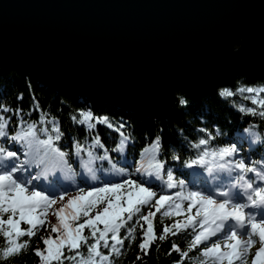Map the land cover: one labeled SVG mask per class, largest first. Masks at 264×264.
<instances>
[{"label":"snow or ice","instance_id":"1","mask_svg":"<svg viewBox=\"0 0 264 264\" xmlns=\"http://www.w3.org/2000/svg\"><path fill=\"white\" fill-rule=\"evenodd\" d=\"M244 93L250 94L244 96L245 100L262 110L243 105L237 110L264 119V85L239 87L235 91L223 87L218 96L227 100ZM187 103L180 98L181 106ZM12 112L10 107L0 104V237L5 242L0 243V261L27 254L33 238L47 225L48 235L40 236L43 249H32L39 264H65V261L69 264H114L110 257L121 255V248L129 236L136 239L133 233L139 226L143 235L138 248L143 256L149 254L155 241L164 242L169 236L186 233V237L190 236L187 250H181L173 242L167 253L180 254L181 258L175 264H184L185 260H190L191 264H249V257L250 264H264V160L246 161L240 157L236 143L210 146L220 133L213 135L205 128L199 129L205 135L189 145L195 150V158L183 165L187 169L204 168L213 180L219 179L221 174L227 176V183L221 180L211 190H190L184 179L175 177L173 170L166 168V162L159 158L162 136H155L140 153L143 160L137 161L135 174L154 178L169 190L179 189L170 195L158 194L148 181L132 179L133 173L117 168L99 135L88 145L73 140L70 153L57 144L65 133L56 118H48L47 113H42L38 121L28 123L21 119L16 125L18 130L12 133L9 131L11 116L6 115ZM14 114L22 115L20 109ZM78 116L79 119L77 115L71 116L72 122L85 126L86 131L104 125L119 133L121 139L113 151L124 150L129 137L121 131L123 124L114 126L108 117H94L90 111H80ZM22 124L25 126L21 127ZM37 124L51 127H38ZM244 131L254 138V142L264 144V134L253 131L252 127ZM8 145L19 147L12 150ZM97 148L105 149L104 154L96 156L94 149ZM81 153L87 155V162L83 161ZM70 155L80 158L81 167L92 181L99 179L90 167L94 159L107 160L111 170L121 179L87 189L78 188L77 194L71 197L67 190L57 194L55 182L48 189H40L35 184L42 177L47 179L51 172L70 170ZM172 159L179 161L180 156L174 154ZM33 168L39 169L35 175L31 171ZM124 176L129 178L123 179ZM145 208L148 209L146 214ZM158 213L161 222L165 217L182 219L164 224L157 236L153 221ZM49 214L55 216V224H47ZM134 218L136 222L127 229L128 236L121 238V229ZM140 221L147 224L146 229ZM85 229L88 235H85ZM24 237L27 239H22ZM109 239L113 242L111 245ZM90 240L94 242L90 243ZM82 247H86V254L81 251ZM102 247L108 250L107 254L101 251ZM196 250L198 259L191 258L189 253ZM141 259L138 255L137 260Z\"/></svg>","mask_w":264,"mask_h":264},{"label":"water","instance_id":"2","mask_svg":"<svg viewBox=\"0 0 264 264\" xmlns=\"http://www.w3.org/2000/svg\"><path fill=\"white\" fill-rule=\"evenodd\" d=\"M0 67L167 117L264 74V0H0Z\"/></svg>","mask_w":264,"mask_h":264},{"label":"trees","instance_id":"3","mask_svg":"<svg viewBox=\"0 0 264 264\" xmlns=\"http://www.w3.org/2000/svg\"><path fill=\"white\" fill-rule=\"evenodd\" d=\"M262 85H264V74H252L236 78L233 86L229 88L235 91L239 87H258ZM221 88L223 87H220L219 90ZM219 90L213 95H205L197 99H191L185 92L176 90V100L169 116L162 117V115H157L151 118L146 116L145 113L118 108L89 97L75 96L66 91L52 90L40 84L30 72L26 75H19L14 70L0 67V104L13 109L12 113L6 114L11 116L10 132L14 133L18 130L16 125L21 119L31 123L38 121L42 113H47L48 118L54 117L59 121L61 130L65 133L62 140L57 142L62 150L71 153L73 140L88 145L96 135H99L112 163L117 168H125L128 172L133 173L132 179L148 181L158 194L170 195L179 189L169 190L154 178L149 179L146 175L135 174V168L138 166L137 161L143 160L140 153L157 135L162 136V152L159 158L166 162V168L173 170L175 177L185 180L190 190H208L210 186L220 184L222 178L226 176L221 174L219 179L213 180L207 172L205 173L204 168L193 167L192 169H187L183 166L185 161L195 158V150L191 149L189 145L205 135V133L199 131L201 128L207 129L213 135L220 133L214 141L210 142V146H224L236 143L240 150V157H243L246 161L264 160V144L254 142V138L244 131L245 128L252 127L253 131L264 134V119L259 116L246 115L237 110L240 105L257 107L252 105L250 100L244 99V96L250 94H237L227 100H223L218 96ZM181 97L188 102L184 106L179 104ZM37 108L40 111H36ZM16 109L21 110L22 115L20 117L14 114ZM257 110L260 111L262 109L257 107ZM80 111H90L94 114V117L106 116L117 127L123 124L124 127L121 131L129 137L124 150L122 152L113 151L121 137L119 133L108 129L106 126L97 125L96 129L86 131L85 126L73 123L71 116L77 115L79 119L78 112ZM24 126L23 124L21 125V127ZM37 126L51 127V125L39 124ZM8 146L12 150H16L19 147ZM105 149H94V154L101 156L104 154ZM174 154L180 156L179 161L172 159ZM21 157V159L24 158L22 154ZM81 157L84 162L88 161L86 154L81 153ZM69 162L72 164L70 170L65 168L63 171L51 172L48 174L47 179L42 177L35 184L40 189H48L49 185L55 182L57 194L59 191L67 190L68 193L71 192L69 194L76 195L78 188L87 189L90 186H101L104 182H119L121 179L120 176L114 174L111 170L112 166L107 160L94 159L90 164V167L96 171V175L99 177L97 181H92L86 170L81 167L80 158L70 155ZM145 166H147L146 163ZM31 171L35 175L39 169L33 168ZM127 178L129 177H123V179ZM42 182L45 184H42ZM143 211L146 214L148 209L145 208ZM152 211H155V209H152ZM176 219L182 218L173 217L169 219L165 217L163 222H161L160 213H158L153 221L156 235L159 236L161 234L164 224L170 225ZM135 222L136 218L127 222L119 233L121 238L128 236L127 229ZM140 224L145 229L147 228V224L144 221H140ZM188 231L190 232L191 230L189 229ZM88 234V230L85 229V235ZM47 235L46 225L33 238L27 254H19L12 259L0 261V264H39L38 258L32 254V249L36 247L43 249L44 245L40 242V236ZM133 235L136 239L133 240L129 236L125 240V246L121 248L119 257L114 254L110 257L114 264H175L181 257L176 252L171 255L167 254L171 249L172 243H176L181 250H187L188 241L190 240V236L186 237V233H180L175 237L169 236L164 242L157 240L152 244L149 254L143 256V253L138 248L143 230L137 226ZM22 239L26 240L27 237ZM89 242L94 241L90 240ZM0 243H5L2 237H0ZM112 243L109 239V244L111 245ZM117 247L120 246L117 245ZM81 251L86 254V247H82ZM101 251L106 254L108 252L103 247ZM138 255L142 257L141 260H137ZM189 256L198 259V250L189 253ZM65 264H69V262L65 261ZM184 264H191V261L185 260Z\"/></svg>","mask_w":264,"mask_h":264},{"label":"rangeland","instance_id":"4","mask_svg":"<svg viewBox=\"0 0 264 264\" xmlns=\"http://www.w3.org/2000/svg\"><path fill=\"white\" fill-rule=\"evenodd\" d=\"M5 69V68H4ZM50 89H52V90H55L54 88H51V87H49ZM57 91V90H56ZM58 91H61V90H58ZM211 95H213V94H211ZM88 97V96H87ZM89 98H91V97H89ZM92 99H94V98H92ZM197 99V98H196ZM133 111V110H132ZM136 112V111H135ZM138 113H140V112H138ZM143 114V113H142ZM147 116V115H146ZM168 116H169V114H168ZM167 116V117H168ZM148 117H150V116H148ZM205 173H206V170H205ZM227 177V176H226ZM225 183V182H224ZM69 193H71V192H69ZM71 196H75L74 194H69V197H71ZM67 199V198H66ZM59 205H57V207H58ZM57 221H56V218H55V216L54 215H51V214H49L48 215V217H47V223H48V225H50V224H55ZM109 235H111V234H109ZM213 239H215V238H213ZM258 246V245H257ZM253 251V254H254V251H255V249H253L252 250ZM250 259H251V257H249V264H250Z\"/></svg>","mask_w":264,"mask_h":264},{"label":"bare ground","instance_id":"5","mask_svg":"<svg viewBox=\"0 0 264 264\" xmlns=\"http://www.w3.org/2000/svg\"><path fill=\"white\" fill-rule=\"evenodd\" d=\"M161 115H163V114H161ZM22 158V157H21ZM227 177L226 176H224L223 178H222V180L225 182V183H227ZM42 184H45L44 182H42ZM215 186H210V188L208 189V190H211V189H213ZM207 190V189H206Z\"/></svg>","mask_w":264,"mask_h":264}]
</instances>
